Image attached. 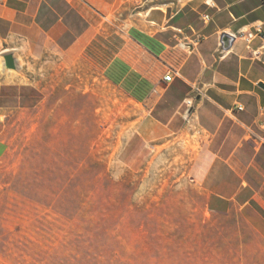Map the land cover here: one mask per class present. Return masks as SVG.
Segmentation results:
<instances>
[{"label":"crops","instance_id":"crops-1","mask_svg":"<svg viewBox=\"0 0 264 264\" xmlns=\"http://www.w3.org/2000/svg\"><path fill=\"white\" fill-rule=\"evenodd\" d=\"M8 51L19 70L0 66L1 112L39 108L86 64L134 106L126 161L141 169L158 149L197 145L187 176L200 221L264 242V0H0Z\"/></svg>","mask_w":264,"mask_h":264},{"label":"rangeland","instance_id":"rangeland-1","mask_svg":"<svg viewBox=\"0 0 264 264\" xmlns=\"http://www.w3.org/2000/svg\"><path fill=\"white\" fill-rule=\"evenodd\" d=\"M87 66L39 108L0 111V264H264L245 225L200 221L197 145L126 161L134 106Z\"/></svg>","mask_w":264,"mask_h":264},{"label":"water","instance_id":"water-1","mask_svg":"<svg viewBox=\"0 0 264 264\" xmlns=\"http://www.w3.org/2000/svg\"><path fill=\"white\" fill-rule=\"evenodd\" d=\"M234 40V37L230 35L229 33H224L222 35V45L225 49H228L232 42ZM1 58L3 61V71H18L19 70V62L18 59L13 51H8L3 54H1ZM260 86L264 88V84L261 83Z\"/></svg>","mask_w":264,"mask_h":264},{"label":"built area","instance_id":"built-area-1","mask_svg":"<svg viewBox=\"0 0 264 264\" xmlns=\"http://www.w3.org/2000/svg\"><path fill=\"white\" fill-rule=\"evenodd\" d=\"M257 31H258V32L261 31V27H260V26L257 27ZM239 35H240V36H243L244 34H243V32H241ZM254 35H255L254 33H251V32L248 33V34H247V39L250 40ZM165 79H167V77H165ZM185 103H186V105H187V111H186V112L189 113V112L191 111V108L194 106V101H193L192 98H187V99L185 100Z\"/></svg>","mask_w":264,"mask_h":264},{"label":"bare ground","instance_id":"bare-ground-1","mask_svg":"<svg viewBox=\"0 0 264 264\" xmlns=\"http://www.w3.org/2000/svg\"><path fill=\"white\" fill-rule=\"evenodd\" d=\"M3 62V61H2ZM2 62H1V65H2Z\"/></svg>","mask_w":264,"mask_h":264}]
</instances>
